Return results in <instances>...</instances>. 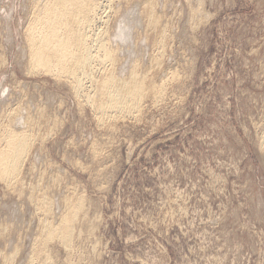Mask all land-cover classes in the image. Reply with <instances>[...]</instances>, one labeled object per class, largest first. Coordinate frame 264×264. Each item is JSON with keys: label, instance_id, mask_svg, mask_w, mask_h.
<instances>
[{"label": "rangeland", "instance_id": "374dc122", "mask_svg": "<svg viewBox=\"0 0 264 264\" xmlns=\"http://www.w3.org/2000/svg\"><path fill=\"white\" fill-rule=\"evenodd\" d=\"M31 2L0 0V150L31 138L0 176V264H264V0H99L105 66L147 95L104 120L102 66L79 92L28 61ZM78 199L71 248L41 242Z\"/></svg>", "mask_w": 264, "mask_h": 264}, {"label": "bare ground", "instance_id": "6f19581e", "mask_svg": "<svg viewBox=\"0 0 264 264\" xmlns=\"http://www.w3.org/2000/svg\"><path fill=\"white\" fill-rule=\"evenodd\" d=\"M98 1L99 0H32V16L26 26L24 38L26 39L25 41L28 48V61H31L34 66L32 64L31 65L34 68L37 67L38 70L50 71L52 69H58L60 72H65L73 77L72 79H74V88L76 91H81L83 88V76L93 77L94 71H92V68H94L95 62L96 64L102 66L101 70L104 71V74L102 75L101 73L102 77L98 81L95 80L97 82L96 85H98L93 96L94 98L92 97V94L90 96L93 98L92 101L94 100L96 109L100 116L99 118L104 120L107 116L109 118L113 114H125V112L138 111L142 98L147 95H144L146 89L141 81L142 78L140 80L134 71L128 78L121 79L114 74L113 69L112 71L105 66L107 62V64H109V62L111 64V62L114 61L115 56L114 51L110 45H108L109 43L107 40L112 37H108L106 39L105 32L102 30L101 32H98V30L97 32H93L95 19L98 15V7L100 5ZM147 7L149 6L147 5ZM132 22L134 23V21ZM115 24L118 23L115 22ZM127 27L129 28V25ZM116 28L117 27H115V29ZM121 29L118 27L116 33L117 36H119V34L124 35V32ZM124 31L126 32L127 30ZM93 80L94 79H92V81ZM144 82L146 83V80ZM90 96H88V98H90ZM15 131L9 132L8 130L9 133L6 135L5 139H3L5 140L6 143H4L6 145L3 149L1 147L0 150V176L6 179V181H12L13 179L19 177L22 162L26 153H28L27 151L30 146L31 138L28 141L27 135L24 136L25 134L22 135L18 133L19 131ZM44 199H46V196ZM83 202L84 201H79L78 199L75 202V205H70V207L67 208L68 210L66 209L67 212L62 215L61 220L57 225L51 224L52 222H49L46 216L47 219H45L42 224L43 241L41 242L48 244L51 240L54 241L53 239L56 238L55 240L59 239L67 248L70 247L72 245L71 241H73L72 238L74 237L75 222L77 219L79 220L78 215L81 214V211L83 210ZM44 204L45 203L43 202V205ZM46 209L51 212V208L47 204L45 210ZM14 254L16 253L14 252ZM44 259L45 260H42V263L40 260L38 263L51 264V257V261L49 258ZM30 260L32 259L30 258Z\"/></svg>", "mask_w": 264, "mask_h": 264}]
</instances>
